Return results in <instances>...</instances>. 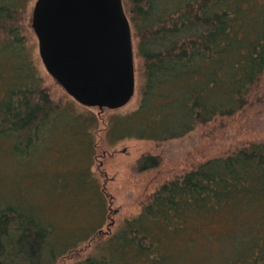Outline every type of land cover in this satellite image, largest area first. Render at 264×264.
<instances>
[{"label": "trees", "instance_id": "1", "mask_svg": "<svg viewBox=\"0 0 264 264\" xmlns=\"http://www.w3.org/2000/svg\"><path fill=\"white\" fill-rule=\"evenodd\" d=\"M31 2L0 0V156L5 142L18 164L31 169L51 143L66 145L64 138L93 159L99 117L74 100L52 98L27 36ZM123 5L142 81L137 108L108 122L109 139L179 138L249 103L264 74V0ZM159 164V156L147 154L137 169ZM69 176H56L59 186L51 189L45 178L35 186L42 184L46 195L69 190L71 198L97 200L98 210L89 212L97 211L98 223L82 234L47 220L31 191L5 192L0 166V264H56L79 254L84 242L94 245L85 264H264V141L162 183L136 216L106 235L104 186L89 167Z\"/></svg>", "mask_w": 264, "mask_h": 264}, {"label": "rangeland", "instance_id": "2", "mask_svg": "<svg viewBox=\"0 0 264 264\" xmlns=\"http://www.w3.org/2000/svg\"><path fill=\"white\" fill-rule=\"evenodd\" d=\"M36 0L29 6L26 29L29 43L32 46L39 68L44 77V84L53 99L74 100L65 89L47 72L39 55L38 39L31 27L32 10ZM125 6V5H124ZM135 92L130 101L115 110L86 107L75 101L80 109L92 111L99 117L95 142L97 151L92 158L82 152L83 146L78 142L71 143L62 138L66 145L51 143L48 151L41 155L30 167L18 164L5 142L2 143L0 166L4 178L5 192L16 189L25 194L31 191L35 206L43 209V215L56 224L62 232L82 234L88 226L98 223V216L89 211L96 207L97 200L70 197L69 190L46 195L42 184L35 186L36 181L46 179L45 188L51 189L56 183V176H72L90 168L100 185L110 196L109 217L102 225L104 234L118 230L122 223L136 216L149 197L164 182L180 176L196 167L199 163L218 156H225L249 145L252 142L264 141V74L258 85L252 90L249 103L230 116H219L206 124L197 125L186 135L157 142L148 139L127 137L113 142L106 134L110 120L125 115L138 106L141 61L135 55ZM89 109V110H88ZM6 145V146H5ZM159 156L160 164L156 168L139 171L138 160L144 155ZM69 176V177H70ZM37 179V180H36ZM74 182V181H72ZM18 185V186H17ZM59 186V185H58ZM88 244V246H86ZM93 243L84 242L79 254L74 257L60 258L64 264H85L84 260L93 253ZM137 264V263H135Z\"/></svg>", "mask_w": 264, "mask_h": 264}, {"label": "water", "instance_id": "3", "mask_svg": "<svg viewBox=\"0 0 264 264\" xmlns=\"http://www.w3.org/2000/svg\"><path fill=\"white\" fill-rule=\"evenodd\" d=\"M31 27L47 72L83 106L115 110L135 92L123 0H36Z\"/></svg>", "mask_w": 264, "mask_h": 264}]
</instances>
